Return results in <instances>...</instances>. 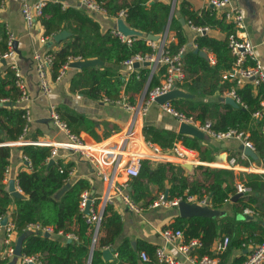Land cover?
Segmentation results:
<instances>
[{
  "label": "trees",
  "instance_id": "1",
  "mask_svg": "<svg viewBox=\"0 0 264 264\" xmlns=\"http://www.w3.org/2000/svg\"><path fill=\"white\" fill-rule=\"evenodd\" d=\"M104 7L108 16H117L120 9L126 12L125 21L132 27L145 33H160L164 29L170 12V5L162 1L151 0H96ZM1 5V0H0ZM180 11L186 22L193 26H208L217 29L224 34L223 38H216L209 33L198 34L194 38L195 47L206 49L214 54L215 62L210 64L204 58L194 52L193 49L184 51L182 55L183 67L186 76L179 87L193 96L175 97L170 100L172 105L180 112L201 121L210 120L212 128L225 131L234 128L238 131L248 132L249 138L255 146L259 159L264 162V109L260 100L264 96V84L254 88L246 83L241 88H236L240 99L239 106L220 101L226 91L232 87V83L224 80L222 74L231 70L234 56L228 47L229 34L235 33L233 24L225 21V16H218L214 7H208L201 11L189 10L186 0L180 1ZM39 22L44 28L45 35H54L63 30L66 35L57 43L61 46L52 52L55 58L53 76L67 60L68 56H81L84 59L96 57L104 62L102 65L87 66L81 68L70 80V90L79 92L87 97L99 99L102 95L110 100H117L124 85V79L114 67L134 54L151 52L152 48L143 37L134 36L131 44L122 42L111 30L102 32L100 25L75 6L64 7L59 1H46L42 8ZM170 29L174 30L177 44H170V49L186 44V37L181 22L173 16L170 21ZM8 31L4 24L0 23V54L8 50ZM140 79L134 77L125 84V89L132 87L138 93L143 85L146 69L140 70ZM14 70L9 64L0 72V100L6 99L15 102L19 99L20 91L14 84ZM154 79L153 84H157ZM197 98H213V101L197 100ZM133 100H131L132 102ZM262 110V117L252 116L254 111ZM23 108L5 107L0 105V141L2 135L16 140L21 134L25 120ZM71 114V112L69 111ZM61 118H64L60 113ZM73 132L77 130L68 122ZM145 140L159 144L162 149L170 148L175 138H181L184 145L200 151V157L205 159L201 152L200 141L193 138L187 140L186 135L176 134L164 130L160 131L152 126H144ZM200 139V138H198ZM23 155L31 163L29 173L19 174V187L25 198H14L16 208L10 213L18 235L26 232L27 224L39 223L42 226H51L57 234L61 231L64 238H52L45 236L40 231L31 232L23 236L21 252L25 256L38 255L41 264H86L92 253L90 264H114L103 262L100 259V250L90 248L91 227L86 222L83 212L80 210L79 201L81 193L89 188V183L84 179L69 182L71 163H63L61 160L50 165L47 157L50 153L48 146L25 144L21 147ZM9 149L0 147V216L7 215L11 203L10 193L6 185L2 183L3 169L8 164ZM183 169L174 170L170 162H158L153 165L151 161L142 160L139 172L130 176L129 195L138 203H150L149 185L156 184L160 189L168 186V197L196 194L201 197L208 193L215 208H219L226 199H231L236 194L235 176L232 170L208 165H197L194 172L199 177L189 179L183 175ZM66 185V183H68ZM63 187L65 189L58 193ZM261 192L255 187L254 194H250V201H257ZM149 198V199H148ZM248 203L243 196L234 200L231 207V215L224 214L216 219L212 216L194 215L187 219L178 218L175 227L183 230L185 239L197 237L201 241L198 256L204 254L214 256L211 251L213 241L220 235H228L229 243L226 250L219 256V264H225L228 251L231 249H244V244L260 242L264 239V225L261 220L252 217L239 218L244 207ZM119 215L107 205L102 226L104 236H100V247L112 244L120 229ZM72 234L70 241L66 235ZM81 249H87L84 254ZM155 247L142 243L139 248L133 249L128 240H123L117 247L119 260L117 264H157L154 254ZM144 250L149 256L148 260H142L139 252ZM243 254L234 257L229 264H243ZM5 260H0V264Z\"/></svg>",
  "mask_w": 264,
  "mask_h": 264
},
{
  "label": "crops",
  "instance_id": "2",
  "mask_svg": "<svg viewBox=\"0 0 264 264\" xmlns=\"http://www.w3.org/2000/svg\"><path fill=\"white\" fill-rule=\"evenodd\" d=\"M29 1L31 3L38 1H45V2L59 1L63 4L64 7L75 6L78 9H80L82 12L87 14L89 17H91L93 20H95L100 25V30L102 32H105L107 30L112 31L116 29V22L119 19L117 18L116 15L114 17L108 16L106 10L91 11L81 4L80 0H62V1L61 0H29ZM153 1H162L168 3L170 5L169 17L170 15L171 18L175 16L181 22L183 32L186 37V44L180 46L179 48L184 47V51L188 49H193L194 51V49L197 48L195 47L194 44V38L198 34L209 33L210 35L216 38L224 37V34L222 32H220L217 29H210L208 26H207L208 30H206L204 33H199L196 30H194V28L183 18V15L180 11L181 0H176V1L151 0V2ZM186 2L189 10L198 11V12L208 7H214L217 11L218 16H223V13L230 8L229 5L224 7L213 6L211 5L210 0H186ZM231 5L240 9L244 17V27L237 30V28L234 26L236 28V33L238 34L239 37L251 41V43L254 46L255 53L259 58L264 71V0H232ZM169 17H168L169 26H167L168 23L167 21L164 29L160 33H151V32L145 33L139 29L136 28L134 29L142 32V35L138 37H143L144 39H146L148 45H150L149 41L151 40H149L147 37L150 34L157 36V39L153 41L154 44L157 46L160 45L162 37H165V45L170 51H172L170 49V44L172 43L177 44V37L175 31L170 29L171 18L169 20ZM123 20L125 21V17L123 18ZM225 21L231 23L226 19ZM0 23L4 24L6 29L14 35V40L17 41L18 49L20 50L22 56L19 57L16 54L15 57L11 59H6L4 63L0 61V72H2L5 65L7 64L11 65L12 63H14L19 69V71L22 73V76L26 82V89L28 94V99L25 101L18 99L17 101L12 102L6 99H1L0 105H3L5 107H14V108H23V109L25 107L29 108L31 113V122L27 132L24 135L25 140L28 141L46 140L49 142H54V141L64 142L67 140L66 134L63 131L59 130L54 125L50 117L49 110L51 106L54 107V109L57 111L59 116L61 113V115L64 118H61V116L60 118L64 120L67 123V125L69 122L73 126V128L77 130L74 133L79 135L87 143L99 142L107 145V147H114V146L117 147L119 143L116 142L115 140H112V138L118 133H123L129 128H132L133 131L135 132L136 138L133 143H129L127 145V147H129L130 149H134V148L140 149L141 147L143 149V147H145V142L146 143L151 142L152 144L158 146L163 152H170L172 146L164 150L159 144L145 140L143 135L144 126H152L160 131L168 130L176 134H184L179 131L181 124L179 120L163 110L162 107L163 103L161 104L154 100L153 102L149 103L147 110L143 115L128 110L125 107V104L138 106L142 102V99L145 95V89L150 86L153 87L155 85H158L162 81L163 79L162 73L164 71L162 67L152 68L151 65L145 66L143 64H139L138 67L126 66L123 64L124 60L120 62L118 65H115L114 67L117 69V72L124 79V85L122 87L121 95L117 99L120 102H117V100H110L108 97L104 95H102L101 98L99 99H94L87 97L82 93L71 91L70 80L80 70L79 68H74L69 66L65 70L64 75L59 80H54L57 73L55 76H53V70L51 69L49 70V76L52 81V89L50 94L45 96L42 94L39 88L38 77L33 67L32 57L34 52L36 51L52 53L58 50L59 47L61 46V43L58 44L57 43L58 41L53 40V36L56 33L54 35H47L48 38L46 42L44 44H41L39 38L45 35L44 28L39 22V19L38 21H36L35 25L32 28H28L26 26L25 20L21 13L20 0H4V2L1 3ZM49 42L52 43L48 45ZM199 50H204L206 52L207 56L204 58H207L209 60V56H211L214 58V62H215V57L212 52L206 49H199ZM88 59H97L100 61V62L96 61L95 64L91 66L104 64L102 60L96 57H92ZM82 60L85 59L82 58ZM210 64H214V63L210 62ZM143 69H146V75L143 80V85L140 91L138 93H135L132 87L128 88L126 91L125 84L129 81L130 78H132V76H135L134 77L135 81H139L141 76L139 72L140 70ZM184 74H185L184 75L185 78L186 76L185 69H184ZM155 78L158 79V83L154 85L153 82ZM183 79L181 81L176 82L175 87L185 92L184 89L178 86L179 83L183 81ZM229 82H231L232 86H234L235 88H241L246 83H250L254 88V92L257 91L258 86L263 85V84L254 85L253 82L247 80L240 85H236L235 82L232 81ZM185 93L187 94L186 96L189 97L193 96L191 93H187V92ZM177 97H182V96H177ZM198 99L203 101L214 100L213 98H197V100ZM131 100L133 101L131 102ZM6 102H11L12 104L5 105ZM168 102H170V100ZM170 104L172 105L171 102ZM69 111L71 112V114L69 113ZM68 127L71 130V127L69 125ZM246 133L249 136V133L248 132ZM263 134H264V127H263ZM184 135L187 136L186 137L187 140H192L193 138H196L197 141L198 140L200 141L199 145L201 147V152L205 155V159H202L200 157V151L191 149L188 146L184 145L181 138H175L172 141V143L176 141L181 142L183 147L186 149L185 152H188L189 154L188 158L192 161L190 162L192 168L190 169L185 168L182 164L179 163L180 161H178L177 159H172L168 161H160V160L152 159L148 161H151L153 165H156L158 162H170L171 164L174 165L175 171L183 169L182 170L183 175L187 176L190 180L193 179L194 177H199V174L193 171L197 165H205L204 163L215 162L216 157L222 154L224 155V162H226L227 158L234 157L241 165L244 166L250 165L254 169L262 170V172L257 171L255 173L253 172L250 174L248 173L252 171H242V170L240 171L232 170V171L235 176V186L239 181H247L248 185L251 187V191L247 193L240 194L236 192V194H240V196H243L245 198L246 202L248 203L246 207H250L254 211V213L243 214V210H242L241 214H238V217L249 218L255 216V218L261 220L264 225V162H262L259 159L258 154L255 150V146H254V152L257 154V158L254 159L251 156L247 155L249 159L248 160L246 158L243 159L241 157L244 151L240 149L242 142L238 139L233 138L228 140H218L216 138L208 136L207 134H204L202 138L198 139L199 137L191 134H184ZM19 136L17 137L16 140L8 139L5 137V135L1 136L2 140L0 141V147L9 149L8 164L3 169V176L1 181L3 184L6 185V190L8 191V181L6 183H4L3 181V177L5 174L4 170L6 167H8L9 180L14 179L15 189L19 191L22 194V196L25 198L26 196L19 187V180L23 182H25V180L19 179L18 175L22 173H29L31 171L30 168L31 163L27 159V157L23 155L21 149L22 145L29 143L18 142ZM105 157L106 159L103 163L96 165V164H92L84 156H81L76 152H72L71 150H62V149L59 150V160H61L63 163L72 164V168H71L72 174L69 175V182L72 183L77 179L86 180L89 183V188L85 190H88L90 194L96 198V202L94 203L95 207H97V204H99V202L102 201L105 192L107 191L109 181H111L112 179L114 183L116 182L117 184L125 183L127 185L126 189L128 193L130 192V186L128 183L130 180V176H127V174L125 173L123 165L120 166V164L118 165L115 161H112L113 156L105 155ZM197 161H199V163H197ZM46 162L48 164L49 160H47ZM169 184L170 183L168 181H165L164 189H160L156 184H150L149 185L150 199H151L150 203L142 204L141 202L138 203L135 201L142 208L139 212L128 209L124 204V202L118 198H115L112 202L107 204L111 206V208L119 215L121 225L118 234L114 238V242L112 244H108L106 246L100 247L99 238L100 236H104L103 226L101 224L98 241L93 251L100 250L99 255H100V259L103 262H113L114 264H117V261L119 260L117 247L122 243L123 240H128L130 246L133 249L139 248L140 245H142V243H146V245L155 248L162 245L163 244V239L161 237L162 229L166 227L176 228L175 227L176 219L178 218L187 219L189 217H192V216H187V217L181 216L178 209V205L155 206L152 204L157 199L160 193L165 194L166 197L169 198L168 189H167ZM255 187H259L261 195L257 199V201L253 202L248 199V196L250 194H254ZM10 196L12 199L6 215L9 219H11L10 213L16 208L14 201L15 197L12 196L11 193ZM233 202L234 200H232V198L226 199L219 208H215L211 202V208L217 211L216 214L211 216L215 217L216 219H219L224 214L231 215V207ZM106 206L104 208V212ZM27 231L29 233L36 232L32 228H27L26 232ZM41 233L45 235V232L44 233L41 232ZM182 233H183L184 241L190 239L189 238L186 240L183 230ZM48 234H49L48 237H52V238L55 237L60 239L64 238L61 231H59L57 234H55L53 231L49 232ZM68 235H66V237ZM18 236L19 235L17 234V232H15L13 236L14 243H16V239ZM223 236L225 235L218 236L213 241L211 246V251L214 254V256L211 257L218 258L217 264H219L220 262L219 256L217 255L226 250L225 249L222 252H217L215 250L218 240L222 239ZM191 238H197V237H191ZM253 243H258V242H253ZM243 246L244 249L235 248L229 250L225 264H229L234 257L239 256L241 254H243L246 259L247 255L249 254L250 248L248 247L247 244H244ZM200 247L201 246L194 247L190 249L188 252L184 253L178 250L177 244H167L165 246L166 249L165 251L172 258L180 261V264H194L192 262V259L199 258L198 249ZM105 249L112 250L110 256L103 252ZM4 251H5V244L3 241V235L0 234V260L1 259L5 260L1 264H28L23 262L20 258H16V259H14V257L9 259L4 258ZM81 251L84 254L87 253V249H81ZM141 252H145V251L142 250L139 252L140 258H141L140 256ZM146 255L148 256L147 253ZM204 255H208V254H204ZM91 256L92 253L90 255V258L86 261V264H90ZM35 264H39V263H35ZM139 264H141V262ZM157 264H163V263L158 262ZM262 264H264V261L262 262Z\"/></svg>",
  "mask_w": 264,
  "mask_h": 264
},
{
  "label": "built area",
  "instance_id": "3",
  "mask_svg": "<svg viewBox=\"0 0 264 264\" xmlns=\"http://www.w3.org/2000/svg\"><path fill=\"white\" fill-rule=\"evenodd\" d=\"M3 2L4 0H1V3ZM231 2L232 0H210L211 5L213 6H230V8L224 12L225 19L230 21L237 28V30H239L240 28L244 27V17L241 10L231 5ZM20 3L21 13L25 20V24L28 28H32L35 25L36 21H38L39 17L42 15V8L45 4V1L31 3L29 0H20ZM80 3L91 11H105L104 7L101 6V4L96 0H80ZM125 16L126 12L124 9H121L117 12V18L123 19ZM191 26L194 28V30L199 33H204L206 30H208L207 26ZM112 33L118 36V38L122 42H125L127 44H131V42L135 38L132 35H124L117 29L112 30ZM47 38V35L41 36L39 38L40 43L44 44ZM13 41L14 35L8 31V50L5 51L3 54H0V58L6 60L16 56V52L13 49ZM149 44L152 48L151 52H147L144 54H134L123 61V64L126 66H133L135 62L143 64V62L148 61L151 63L152 68L162 67L164 70L162 73V81L158 85H155L153 87L150 86L145 89V95L142 99V102L138 106L125 104L126 109L140 113L141 115L145 114L149 103L153 102L156 97L171 91L175 87L176 82L181 81L185 75L182 63L184 47H181L176 51H170L165 45V37H162L161 43L158 46L155 45L153 41H149ZM228 47L230 49L231 54L234 56V62L231 70L224 72L222 74V78L227 81L235 82L236 85H240L246 80L253 82L254 85L264 84L263 67L255 53L254 46L251 41L239 37L238 34L235 32L229 34L228 36ZM78 60H82V57L71 55L68 56L67 60L58 69L57 75L54 80H59L64 75V72L69 67L70 62ZM209 60L211 63H214L213 57L209 56ZM32 62L35 73L38 77L39 88L42 94L46 96L50 94L52 89V81L49 76V70L53 68L55 62L54 55L50 52L36 51L33 54ZM10 66L14 70V84L20 91L19 100L25 101L28 99L26 82L17 66L14 63H12ZM225 95L234 98L239 104L240 99L236 93V88L234 86L228 89ZM117 102L120 101L117 100ZM260 105L262 109H264V96L260 100ZM162 107L165 112L177 118L180 123L190 124L196 127L198 130L202 131L204 134H207L208 136L216 138L218 140H228L233 138L238 139L242 142L245 147L254 151V145L249 139V136L246 132L238 131L234 128H230L225 131L215 130L212 128V124L210 121L207 120L201 123L194 119L192 116H187L184 113L176 110L168 101L163 103ZM49 113L54 125L66 134V141L49 142L46 140H25L24 135L27 132L31 122V113L29 108L27 107L24 108L23 112V118L25 120V123L22 129V134L18 138V142L48 146L50 148V153L47 157V160L53 159L54 162H57L59 160L60 149L71 150L72 152H76L79 155L84 156L92 164L96 165L103 163L106 159L105 155H109L113 156L112 161H115L118 165L120 164V166L123 165L124 171L127 176L137 175L139 172L141 161L146 159L160 161L177 159L178 161H180V164L192 162L188 158L189 154L188 152H185L186 149L183 147L180 141H176L173 143L170 152H163L158 146L152 144L151 142H145V147H143L142 149L146 151V154L136 153L132 151L129 147H127V145L129 143H133L136 138L135 132L132 128H129L123 133H118L112 138V140H115L119 143L117 147H107V145L102 143H87L79 135L75 134L70 130L67 123L60 118L59 114L54 109V107L51 106ZM252 115L255 118L262 117V110L254 111ZM139 150L140 149H136V151ZM241 157L243 159H248V156L245 153H243ZM197 163H199V161H197ZM204 164L211 167L227 168L234 171H252L248 174L253 172L255 173L257 171L262 172V170L254 169L250 165H241L234 157L227 158L226 162L222 163L215 161ZM30 168H32L31 164ZM4 172L5 174L3 177V181L4 183H6L7 181H9L8 167L5 168ZM70 174H72V169L69 171V175ZM126 188L127 185L125 183L117 184L116 182L114 183L112 179L111 181H109L107 191L105 192L102 201L97 204V207L94 206L96 198L92 196L88 190H84L81 193L79 207L82 212L86 206L87 200L90 199L91 202L89 212L87 214L83 212L86 222L91 227V251L94 249L98 241L102 218L104 215V208L108 203L112 202L115 198H118L124 202L128 209L132 211L139 212L142 209L138 205V203L132 200ZM249 191H251V187L248 185L247 181H239L236 184L237 193L244 194ZM180 201H185L187 203H195L202 207L205 206L211 208V201L208 193H204L201 197H198L195 194L186 193L184 196H177L171 199L167 198L165 194L160 193L157 199L152 204L155 206H177ZM253 213L254 211L250 207H245L243 209V214ZM4 218H7V220L4 224H2V220ZM27 228H32L35 231H40L43 233H49L53 231V228L51 226H42L39 223H29L27 224L26 229ZM15 232L16 230L14 222L9 219L6 215L0 216V234L3 235V241L5 244L4 258L6 259L15 257V243L13 241V236ZM67 237H73L76 239V236L72 234H69ZM161 237L163 239V244L155 248V255L157 261L163 264H180V261L175 260L169 254L166 253L165 246L167 244H177L178 250L184 253L188 252L194 247L201 246V241L198 238H190L189 240L184 241L182 230L179 228L166 227L162 229ZM228 242L229 237L227 235L223 236L222 239L218 240L215 250L217 252L224 251L227 248ZM247 245L250 248V251L243 264H262V262L264 261V239L258 243L249 242ZM140 256L143 260L148 259V256L145 252H141ZM18 258L28 264H40L37 255L25 256L22 254ZM192 262L194 264H217L218 258L211 257L209 255H203L198 259H192Z\"/></svg>",
  "mask_w": 264,
  "mask_h": 264
},
{
  "label": "water",
  "instance_id": "4",
  "mask_svg": "<svg viewBox=\"0 0 264 264\" xmlns=\"http://www.w3.org/2000/svg\"><path fill=\"white\" fill-rule=\"evenodd\" d=\"M62 1V0H61ZM171 18V15L169 17V20ZM167 26H169V21L167 23ZM116 29L121 32L122 34L124 35H132V36H140L142 35V32L139 31V30H136L134 28H131L130 26H128L125 21L122 19V18H119L116 22ZM66 35V31L63 30L57 34H55L53 36V40L55 41H59L61 40L64 36ZM149 40L151 41H154L157 39V36L153 35V34H150L148 35L147 37ZM52 42H49L48 45H50ZM13 49L14 51L16 52V54L19 56V57H22L21 56V52L20 50L18 49V44H17V41L14 40L13 41ZM195 52H198L199 55L203 56V57H206L207 54L204 50H199L197 48L194 49ZM0 61L2 63L5 62L4 59L0 58ZM98 61L100 62L99 60L97 59H85V60H78V61H73V62H70L69 66L70 67H74V68H83V67H87V66H91V65H94L95 62ZM143 65L145 66H148V65H151L150 62L146 61V62H143ZM134 67H138L139 66V63L138 62H135L133 64ZM187 94L183 91H181L180 89L174 87L171 91L165 93V94H162L158 97L155 98V101H157L158 103H164L166 101H169L171 100L172 98L174 97H177V96H186ZM220 100L221 101H224L225 103L227 104H230L231 106L233 107H238L239 104L238 102H236V100L230 96H222L220 97ZM12 104L11 102H6L5 105H10ZM179 131L181 133H184V134H191V135H194V136H197L199 138H202L204 133L200 130H198L196 127L190 125V124H186V123H181L180 124V129ZM240 149L244 151L245 154L251 156L252 158L256 159L257 158V154L245 147L243 144L240 146ZM216 161L217 162H224V155H218L216 157ZM54 162L53 159L49 160L48 164H52ZM185 168H192V165L190 163H183L182 164ZM68 185V184H66ZM65 189V187H63L58 193H61L63 190ZM8 191L11 193L12 196H14L15 198H22V194L17 191L15 189V182H14V179H10L8 181ZM240 196V194H235L233 197H232V200H235L236 198H238ZM90 199L87 200L86 202V206L83 210V212L85 214H87L89 212V207H90ZM178 209H179V212H180V215L183 216V217H187V216H194V215H202V216H211V215H214L217 213V211L215 209H212V208H209V207H205V206H199L195 203H187L185 201H180L179 204H178ZM7 218H4L2 220V224H4L6 222ZM29 232H24V234H21L17 237L16 239V243H15V247H14V259L20 257L22 255V252H21V242H22V238L24 235L28 234ZM49 234L46 232L45 233V236H48ZM68 241H70V238H68ZM105 254L107 255H111L112 253V250L111 249H105L103 251ZM29 264H32V263H29Z\"/></svg>",
  "mask_w": 264,
  "mask_h": 264
},
{
  "label": "bare ground",
  "instance_id": "5",
  "mask_svg": "<svg viewBox=\"0 0 264 264\" xmlns=\"http://www.w3.org/2000/svg\"><path fill=\"white\" fill-rule=\"evenodd\" d=\"M137 148L131 149L132 151L136 152V153H143L146 154V151L142 150V147L140 148L139 151H136Z\"/></svg>",
  "mask_w": 264,
  "mask_h": 264
},
{
  "label": "rangeland",
  "instance_id": "6",
  "mask_svg": "<svg viewBox=\"0 0 264 264\" xmlns=\"http://www.w3.org/2000/svg\"><path fill=\"white\" fill-rule=\"evenodd\" d=\"M176 1V0H175ZM101 142V141H100ZM97 143H99V142H97Z\"/></svg>",
  "mask_w": 264,
  "mask_h": 264
}]
</instances>
